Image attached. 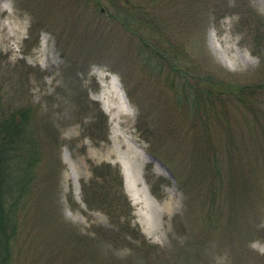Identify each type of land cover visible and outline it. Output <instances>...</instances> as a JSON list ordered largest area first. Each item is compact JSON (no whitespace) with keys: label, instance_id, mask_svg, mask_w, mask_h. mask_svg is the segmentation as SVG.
Segmentation results:
<instances>
[{"label":"rangeland","instance_id":"374dc122","mask_svg":"<svg viewBox=\"0 0 264 264\" xmlns=\"http://www.w3.org/2000/svg\"><path fill=\"white\" fill-rule=\"evenodd\" d=\"M192 1H160L155 31L180 72L221 83L214 91L225 95L197 115L177 105L183 89L166 80L175 75L171 67L159 75L142 63L139 37L109 15L116 9L108 0H0V93L8 103H33L40 126L9 200L18 225L12 264H174L144 261L101 235L113 224L85 203L83 184L108 186L103 172L112 187L122 184L132 225L148 243L201 249L186 264H264V100L255 105L246 91L240 101L228 89L264 80V45L245 35L238 14L264 22V0H226L218 9L213 0ZM71 62L81 70L76 83L68 78ZM27 67L45 76L35 79ZM79 95L105 115L106 139L85 135L95 112L83 111L84 98L76 106Z\"/></svg>","mask_w":264,"mask_h":264},{"label":"trees","instance_id":"16d2710c","mask_svg":"<svg viewBox=\"0 0 264 264\" xmlns=\"http://www.w3.org/2000/svg\"><path fill=\"white\" fill-rule=\"evenodd\" d=\"M112 7L116 9L115 13L110 12L109 15L119 22L129 34L133 37H139L141 50L139 55L144 56L141 58L142 63L147 66L148 70L156 71L159 75L162 70L166 67L173 69L175 75H171L168 72L166 80L170 83L171 87L175 88L178 82L180 88L183 89L181 93L177 95V105H181L185 102L187 111L199 114L202 107L208 103L210 99L215 96L225 95L224 90L214 91L215 88H220L221 83L211 75H196L190 77V74L182 73L177 68V62L174 57L169 55L167 48L163 41L159 39L156 34V27L158 21L155 17L157 4L162 0H108ZM194 5L192 0H188ZM101 2L97 4L100 5ZM224 5H228L226 0H213L211 7L214 9L222 8ZM235 7L238 3L235 2ZM240 15V22L245 26L243 31L245 35L252 38L253 41L256 39L257 43L264 45V22L258 21L253 13L245 15L238 12ZM141 30L148 31L150 33L148 37H145L140 33ZM36 31V25L32 29L34 35ZM255 42V41H254ZM256 54V53H254ZM68 74V78L76 83V76L79 70L78 66L74 62H71ZM24 66V64H23ZM26 73L32 75L35 79H41L45 76V73H40L37 70L27 67ZM186 78L185 83L181 82V79ZM74 79V80H73ZM193 79L194 83L191 82ZM67 80V79H66ZM190 80V82H188ZM193 83V84H192ZM190 84V85H189ZM190 87L191 95L185 91L186 88ZM231 89L230 94L237 97L240 101L244 99L243 93L248 91L249 95H252L254 104L262 103L264 100V80L259 81L252 85H240L235 87H229ZM76 90L78 91L77 87ZM216 90V89H215ZM221 90V91H220ZM128 97L131 98L129 92ZM3 93H0V264H12L13 259V242L17 233V218L14 205L9 203L11 197H14V188L16 183L17 167L22 163L24 155H30L32 134L39 130V125L34 122L35 105L33 103H8L3 98ZM192 96V97H191ZM181 97V98H180ZM83 98L85 106L83 104ZM191 98V99H190ZM76 106L83 105V111L86 113L95 112L91 120V124H88L84 128L85 135L89 136L93 141L99 140L102 136L107 138V119L105 115L98 111V107H90L88 98L79 95L78 101L75 103ZM250 104L248 105V108ZM255 106L252 107V111ZM257 116V110H254ZM194 115V116H195ZM264 117V116H262ZM104 124V125H103ZM37 129V130H36ZM100 134L102 136L100 137ZM102 177L106 179L105 184L108 186L98 185L95 183H84L83 193L84 201L89 207H100L104 213H106L113 227L109 231L100 232L105 238L108 237L111 242L124 243L129 246L131 251L143 255V260L148 261L152 259L151 256H155L153 261L169 260L174 264H186L190 263L192 259L200 256V251L190 248L186 243H182V246H176L169 251H164L159 247L148 243V241L142 236L140 230L132 225V209L128 198L124 195L122 184L120 183V189L112 187L110 181V172H103ZM112 187V188H111ZM89 188L93 189L89 191ZM151 192L157 196L156 189L154 186L151 187ZM102 193V194H101ZM185 235V234H184ZM186 237V235H185ZM176 244V241L174 242Z\"/></svg>","mask_w":264,"mask_h":264},{"label":"bare ground","instance_id":"6f19581e","mask_svg":"<svg viewBox=\"0 0 264 264\" xmlns=\"http://www.w3.org/2000/svg\"><path fill=\"white\" fill-rule=\"evenodd\" d=\"M210 46H211L213 53L219 59H221V61L223 63H225V65H227V57H226L225 53L223 52V50L221 49L220 44L218 43V41L215 37H210ZM102 86L105 88V84H102ZM114 90L116 91L118 100H119L122 108L124 110H126L129 107L130 103H129V100L126 97V94L123 91L121 85L114 86ZM105 92H106L105 89L102 92H100V95L97 98L99 101H101V102L104 101Z\"/></svg>","mask_w":264,"mask_h":264},{"label":"water","instance_id":"95a60500","mask_svg":"<svg viewBox=\"0 0 264 264\" xmlns=\"http://www.w3.org/2000/svg\"><path fill=\"white\" fill-rule=\"evenodd\" d=\"M102 10L104 11V8Z\"/></svg>","mask_w":264,"mask_h":264}]
</instances>
